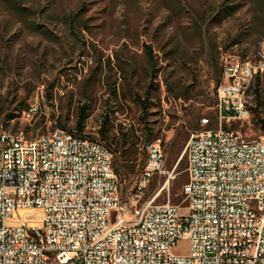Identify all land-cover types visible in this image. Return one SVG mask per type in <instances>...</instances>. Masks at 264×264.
I'll list each match as a JSON object with an SVG mask.
<instances>
[{
    "label": "rangeland",
    "instance_id": "rangeland-1",
    "mask_svg": "<svg viewBox=\"0 0 264 264\" xmlns=\"http://www.w3.org/2000/svg\"><path fill=\"white\" fill-rule=\"evenodd\" d=\"M241 3L244 8L228 11L225 18L219 12ZM247 5L248 0H0V108L29 107L16 112L8 125L0 118L1 132H24L33 139L60 128L58 123L75 129L78 107L87 105L84 134L99 139L100 122L109 113L114 127L110 136L116 138L111 146L107 143L114 171L122 161L120 126L135 129L140 138L132 164L125 165L121 177L115 172L127 195L147 159L135 95H144L150 83L145 54L150 46L157 60V89L148 121L151 138L165 155V174L149 182L145 200L184 207L188 175L183 153L191 136L201 131L200 120L216 114L223 65L230 59L257 64L264 53V22L253 21ZM14 7L23 8L28 17ZM253 80L244 95L250 117L229 127L248 139L264 137L259 122L264 121V72ZM31 105L38 112L28 120L23 115ZM29 214L42 217L37 210L23 216ZM188 252L186 239L174 248L177 256Z\"/></svg>",
    "mask_w": 264,
    "mask_h": 264
},
{
    "label": "built area",
    "instance_id": "built-area-1",
    "mask_svg": "<svg viewBox=\"0 0 264 264\" xmlns=\"http://www.w3.org/2000/svg\"><path fill=\"white\" fill-rule=\"evenodd\" d=\"M261 67L223 65L218 88L230 96L217 88L215 116L200 120L185 147L182 208L145 200L149 182L165 174L161 145H147L141 175L123 196L113 153L99 139L55 128L18 147L22 134L0 130V264H264V141L229 128L246 121L238 95ZM235 73H245V84ZM37 112L31 105L23 116ZM30 210L42 217L24 219ZM183 239L189 252L177 256Z\"/></svg>",
    "mask_w": 264,
    "mask_h": 264
},
{
    "label": "trees",
    "instance_id": "trees-1",
    "mask_svg": "<svg viewBox=\"0 0 264 264\" xmlns=\"http://www.w3.org/2000/svg\"><path fill=\"white\" fill-rule=\"evenodd\" d=\"M237 0H233V2H236ZM245 4H238V6L236 5V8L234 9L233 7H231V9L229 7H225L223 6L220 9V14H222V17L225 18L228 14V11H233L237 12L239 10H241L242 8H244ZM248 13L251 14L252 20L256 21V22H264V0H248ZM14 9L17 11V13L21 16V17H28L27 13H25L24 9L21 7H14ZM232 13V14H233ZM229 15V14H228ZM74 24H80L78 23H74ZM35 30H38V28L36 27ZM81 31V29H80ZM145 54H146V58L148 60V62L150 63L151 66V75H150V83L148 85V87L145 89L144 95H140L137 94L135 95V99L141 109V119L140 122L143 125V130H144V138L146 139V144H150L153 141V139L151 138V125L149 123V116H150V110L152 107V103H151V95L152 93L157 89V87L155 86V80L157 77V69H156V65H157V60L153 55V51L152 48L150 46H146L145 47ZM259 76V75H258ZM257 76V77H258ZM256 77V78H257ZM218 88V87H217ZM217 91V89H216ZM171 92L175 93L174 90H171ZM175 98L177 99H181V98H185L188 99V97H183L182 95H175ZM28 105H24L19 109H15L12 110L10 108H0V118L4 120L3 124L8 125V123L16 118V112L17 113H22L24 111H26L28 109ZM90 116V109L89 107H87V105H80L78 107L77 113H76V125H75V129H67L64 126L61 125V123H58L57 126H59L60 128H64L67 129L68 131L76 134V135H85V128H86V123H87V119ZM260 122V126L261 129L264 133V121L263 120H259ZM114 130V127L112 125V121L110 119V115L109 113L105 114L102 117V120L100 122V129H99V140L102 141L108 148L109 146L107 145V143H109V145L111 146L110 142H115L116 138L112 137L111 139V133ZM120 131H121V136L119 139V148H120V157L122 159V161L119 163V166L115 169V172L117 175H119L121 177L123 170H125V165H131L133 160L136 158L137 156V152H138V141H139V137H137V131L133 128L130 129H126L123 128L122 126H120ZM87 136V135H85ZM89 138H91L90 136H87ZM147 145L145 146V149L147 148ZM110 149V148H109ZM183 161L184 159H181V161L178 163V168L181 171L182 167H183ZM178 171V172H180ZM127 174V173H126Z\"/></svg>",
    "mask_w": 264,
    "mask_h": 264
},
{
    "label": "bare ground",
    "instance_id": "bare-ground-1",
    "mask_svg": "<svg viewBox=\"0 0 264 264\" xmlns=\"http://www.w3.org/2000/svg\"><path fill=\"white\" fill-rule=\"evenodd\" d=\"M259 62H261L263 65H264V53H262L261 55H259ZM264 72V67H261L260 68V73H263ZM258 73H253V76L254 75H257ZM244 76V78L242 79V77ZM235 80L238 81V84H245V73H235ZM250 84V83H249ZM246 85V88L249 86ZM246 88H241V95H238V103L240 105V112H242L244 115H246V120L250 117V114H249V111H248V102H247V99H245L244 95H245V90ZM219 95L220 96H230V88L228 87H219ZM25 113H30V109L25 112ZM69 132V135H76L70 131H67ZM235 135H241L240 133L238 132H235ZM23 135V138L25 139H18V147H31V143H39L40 141H42L43 139H46V134L44 135H39L33 139H28L25 135L24 132H18V133H9L7 132V135H12V136H20V135ZM82 138H89L87 136H82ZM90 139H93V138H90ZM251 141H264V137H261V138H257V139H249ZM156 143V145H161L159 142H154ZM32 211V210H30ZM30 211H25V212H21V216L24 218V219H33L34 217H30V215H33V214H29L28 216L24 217L23 216V213H26V212H30ZM40 218L39 214H37V218L38 219Z\"/></svg>",
    "mask_w": 264,
    "mask_h": 264
},
{
    "label": "water",
    "instance_id": "water-1",
    "mask_svg": "<svg viewBox=\"0 0 264 264\" xmlns=\"http://www.w3.org/2000/svg\"><path fill=\"white\" fill-rule=\"evenodd\" d=\"M181 159H182V158H180V160L178 161V163L181 161ZM178 163H177V165H178Z\"/></svg>",
    "mask_w": 264,
    "mask_h": 264
}]
</instances>
